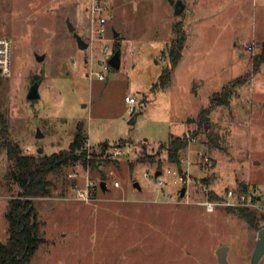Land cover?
Masks as SVG:
<instances>
[{"label": "rangeland", "instance_id": "374dc122", "mask_svg": "<svg viewBox=\"0 0 264 264\" xmlns=\"http://www.w3.org/2000/svg\"><path fill=\"white\" fill-rule=\"evenodd\" d=\"M182 1L175 15L169 0H0V35L12 41L11 71L0 75L11 138L25 153L49 154L67 148L81 124L97 162H75L50 196L34 198L43 241L30 264H219L221 245L228 246L225 264H252L257 225L225 206L206 211L199 201L210 190L245 185L260 196L252 207L263 223L264 0ZM96 14L105 18L103 35ZM75 32L86 49L77 46ZM117 45L119 68L108 64ZM166 68L170 76L174 70L171 80L155 85ZM38 78L40 96L28 99ZM126 95L137 98L134 109ZM203 108L215 143L208 126L198 128ZM191 131L194 141L180 154L190 171L180 196L184 185L165 172L175 165L163 146ZM7 168L0 147V242L8 238L7 201L19 190L5 179ZM156 170L163 171L162 185ZM87 178L94 187L86 201L77 188Z\"/></svg>", "mask_w": 264, "mask_h": 264}, {"label": "trees", "instance_id": "16d2710c", "mask_svg": "<svg viewBox=\"0 0 264 264\" xmlns=\"http://www.w3.org/2000/svg\"><path fill=\"white\" fill-rule=\"evenodd\" d=\"M118 48L120 49L119 45L116 49ZM170 58L171 63L175 65L179 55L172 50ZM255 63L254 61L253 67ZM169 79L170 71L167 68L163 69L155 85L164 86ZM36 80L40 81L39 78L34 81ZM207 110L208 108H203L197 114L198 128L209 127V118L204 116ZM192 131L188 134L172 135L163 146L166 149L167 160L175 166L180 167V154L187 146ZM206 133L210 142L215 143L216 136L210 127ZM87 139L85 129L81 124H77L67 148L49 154L25 153L18 142L11 138L8 120L0 109V147L5 148L8 160V168L4 177L8 182L17 184L19 187L17 194L8 199L4 213L8 238L0 242V264H30L37 246L43 241L41 230L43 222L34 204V198L50 196L54 190L55 181L64 182L67 177V167L75 162L79 161L85 167L96 165L95 158L87 152L84 146ZM241 188L247 190L245 185ZM225 191L226 189L223 193H219L210 190V199L223 198ZM254 209L246 205L225 206L226 211L243 218L251 226L257 225L259 229L264 225V215L260 216L263 223L258 224L259 214Z\"/></svg>", "mask_w": 264, "mask_h": 264}, {"label": "built area", "instance_id": "2783aa9c", "mask_svg": "<svg viewBox=\"0 0 264 264\" xmlns=\"http://www.w3.org/2000/svg\"><path fill=\"white\" fill-rule=\"evenodd\" d=\"M100 9L97 10V13L100 12ZM96 22L98 24L97 27V33L99 35H103L105 28V18L103 16H100L96 14ZM93 19V20H95ZM12 41L8 36L0 35V75L6 76L11 71V63H12ZM108 66H104L106 68ZM98 75V78L103 79L104 74L101 71L96 72ZM125 101L128 102L131 106V109H134L137 105V98L134 95H126ZM194 141V137H189L188 144ZM191 150V149H189ZM188 150V151H189ZM203 153L199 152V156L202 159ZM185 157L183 156L180 158L181 163ZM204 160H208V157H204ZM191 162V160H190ZM180 167H167L165 172L171 175H174L173 182L174 183H183V185L187 188V184L189 181L190 171L189 168ZM163 171L160 170L159 174H162ZM147 174V173H146ZM75 175V172H70L69 176ZM165 183V179L161 177L160 175L157 176V185H162ZM114 185L119 186V182L115 181ZM93 187L94 183L89 180V178L86 179L85 187L84 188H77L78 195L83 200H89L91 198V195L93 193ZM187 191V189H186ZM203 191L207 192L209 191L206 186H203ZM186 193V192H185ZM260 200L259 194H256L254 191H245L241 188H227L224 194V197L221 199H210L206 197L203 200H200L199 203L204 206L206 211L212 212L219 206H235V205H246V206H255L257 202Z\"/></svg>", "mask_w": 264, "mask_h": 264}, {"label": "water", "instance_id": "95a60500", "mask_svg": "<svg viewBox=\"0 0 264 264\" xmlns=\"http://www.w3.org/2000/svg\"><path fill=\"white\" fill-rule=\"evenodd\" d=\"M169 2L173 5L174 7V14L177 15L179 14L183 8H184V3L182 0H169ZM66 24L68 26V29L70 31H73L75 29V26L72 24V22L70 21L69 18L66 19ZM114 35L117 36V32H114ZM75 36V40L77 43V46L81 49H86L88 47V42L85 41L82 36L75 32L74 33ZM37 60L41 61L44 58V54H37L36 55ZM108 64L115 67V68H119L120 66V49H116L109 57L108 59ZM39 83L40 81L36 80L33 81L26 97L28 99H35L38 98L40 96L39 94ZM139 111L134 113V115L132 116V118L130 119V123H134L135 122V117L138 115ZM38 135H41L40 133H38ZM37 152H42V148H39ZM160 173V170H157L155 172V175H158ZM134 186L136 187H140L139 183L137 181L134 182ZM100 187L103 190L107 189V185H106V181L102 180L100 182ZM186 192V187L182 186L180 189V196H184ZM227 249L228 246L227 245H221L219 247L216 248L215 252H216V256L218 259V263L219 264H225L227 261L226 258V254H227ZM264 255V225L258 229L257 231V239L253 248V251L251 253V263L252 264H258L260 258Z\"/></svg>", "mask_w": 264, "mask_h": 264}, {"label": "crops", "instance_id": "0c3cea01", "mask_svg": "<svg viewBox=\"0 0 264 264\" xmlns=\"http://www.w3.org/2000/svg\"><path fill=\"white\" fill-rule=\"evenodd\" d=\"M179 61H180V60H179ZM176 65H177V64H176ZM176 65H175V66H176ZM175 66H174V67H175ZM173 69H174V68H173ZM173 73H174V70H172V72H171V76H170L169 81L171 80ZM169 81H168V82H169ZM166 84H167V83H166Z\"/></svg>", "mask_w": 264, "mask_h": 264}]
</instances>
